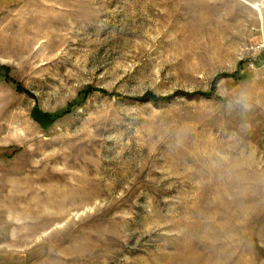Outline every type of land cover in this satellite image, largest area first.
<instances>
[{
  "label": "rangeland",
  "instance_id": "1",
  "mask_svg": "<svg viewBox=\"0 0 264 264\" xmlns=\"http://www.w3.org/2000/svg\"><path fill=\"white\" fill-rule=\"evenodd\" d=\"M45 1L0 0V264H264V0Z\"/></svg>",
  "mask_w": 264,
  "mask_h": 264
},
{
  "label": "trees",
  "instance_id": "2",
  "mask_svg": "<svg viewBox=\"0 0 264 264\" xmlns=\"http://www.w3.org/2000/svg\"><path fill=\"white\" fill-rule=\"evenodd\" d=\"M34 117L39 120L41 123L43 121V119H47V120H50V116L48 114H43L41 116H38L37 114H34ZM42 125H45V122L42 123Z\"/></svg>",
  "mask_w": 264,
  "mask_h": 264
},
{
  "label": "crops",
  "instance_id": "3",
  "mask_svg": "<svg viewBox=\"0 0 264 264\" xmlns=\"http://www.w3.org/2000/svg\"><path fill=\"white\" fill-rule=\"evenodd\" d=\"M31 1H32V2L34 1V2H35V0H31ZM36 1H37V0H36ZM40 2H42V3H47V2H49V1H45V0H41V1H40V0H39V3H40ZM258 2H260V4H261L262 0H260V1H258ZM258 4H259V3H258ZM260 4H259L258 6H260ZM261 9H262V8H261V6H260V10H258L259 13L261 12ZM258 18H260V17H258Z\"/></svg>",
  "mask_w": 264,
  "mask_h": 264
},
{
  "label": "bare ground",
  "instance_id": "4",
  "mask_svg": "<svg viewBox=\"0 0 264 264\" xmlns=\"http://www.w3.org/2000/svg\"><path fill=\"white\" fill-rule=\"evenodd\" d=\"M252 7H253L254 9H256V10H258V9H259V6H258V5H256V4H253V5H252Z\"/></svg>",
  "mask_w": 264,
  "mask_h": 264
},
{
  "label": "built area",
  "instance_id": "5",
  "mask_svg": "<svg viewBox=\"0 0 264 264\" xmlns=\"http://www.w3.org/2000/svg\"><path fill=\"white\" fill-rule=\"evenodd\" d=\"M263 46L262 45H258V49L262 48Z\"/></svg>",
  "mask_w": 264,
  "mask_h": 264
}]
</instances>
